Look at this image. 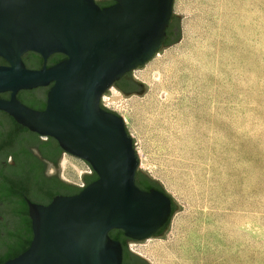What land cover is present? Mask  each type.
Masks as SVG:
<instances>
[{
    "label": "rangeland",
    "instance_id": "374dc122",
    "mask_svg": "<svg viewBox=\"0 0 264 264\" xmlns=\"http://www.w3.org/2000/svg\"><path fill=\"white\" fill-rule=\"evenodd\" d=\"M172 14L179 40L131 70L144 91L100 97L177 206L129 247L149 264H264V0H173ZM57 166L76 185L89 167L69 153Z\"/></svg>",
    "mask_w": 264,
    "mask_h": 264
},
{
    "label": "water",
    "instance_id": "95a60500",
    "mask_svg": "<svg viewBox=\"0 0 264 264\" xmlns=\"http://www.w3.org/2000/svg\"><path fill=\"white\" fill-rule=\"evenodd\" d=\"M172 1L114 0L100 7L95 0H0V57L7 62L0 64V93L9 92V98L0 97V110L54 138L97 176L78 193L55 195L47 204L27 199L29 247L2 264H122L121 244L110 230L142 240L168 221L173 200L162 190L136 184V173L147 175L137 169L132 138L124 119L102 107L100 97L124 76L130 89L123 94L144 91L130 73L166 46V28L174 17L179 26ZM28 51L42 57L40 68L26 67L22 55ZM54 53L66 57L46 66ZM47 86L41 110L16 97L19 90Z\"/></svg>",
    "mask_w": 264,
    "mask_h": 264
},
{
    "label": "trees",
    "instance_id": "16d2710c",
    "mask_svg": "<svg viewBox=\"0 0 264 264\" xmlns=\"http://www.w3.org/2000/svg\"><path fill=\"white\" fill-rule=\"evenodd\" d=\"M179 37H180V31H179V26H178V19L174 17L170 21V24L168 25V27L166 28V37L164 40V45L172 44L178 41ZM27 54L30 57L29 60H25L22 57L26 67H29L30 64L33 65L35 68H40L42 66L41 65L42 57L38 53L28 51ZM65 57L66 56L61 53L51 54L50 64L53 65L56 62L64 59ZM0 62H3V59L1 57H0ZM126 79L127 78H125V76L122 77L121 79L117 80L114 83V86H116L119 90L123 92H127L130 89L128 88L130 83ZM42 92H44L42 88H39V89L37 88V89L28 90L25 93H26V96L28 97V100L31 101L33 100L36 94H41ZM39 102H40V99H38V103ZM44 104H45V100L43 99L42 105L40 106V103H39V107L35 109H38V110L43 109ZM25 105L31 107L29 103ZM8 123H9V128L4 132L0 131V154L6 153L8 149L16 142V140H19V137L21 134H25V136L28 137L27 140L31 142V144L37 145L40 151V154L43 158L58 159L60 154L63 153V150L61 149L58 142L54 138L47 137V140L38 142L35 139V137H37L36 133L32 132L28 128L17 123L10 115L8 116ZM24 154L27 157L26 159H29L30 157L29 151L27 150ZM37 165H38V168H35L33 167L32 162L26 163V167H23L20 172L22 174L18 176L17 175L11 176L10 174H7L10 172H15V171H8L7 167H5L4 165H0V196L4 198L12 197L14 194H17L19 191V188H21L22 190L23 189L24 190L33 189V191H35L38 194L39 198L43 200H49L57 193H61L67 190L66 189L67 187L62 182L57 180L56 178H51V179L46 178L41 172V163L38 162ZM38 169H39V176H37V178L35 179L36 177L35 171ZM96 177L97 176H95V178ZM135 182L140 188L145 189V190H148L154 186L157 189L164 191V189L160 186L158 182H156L153 179L146 178L144 176L140 177L137 173L135 177ZM174 210H175V205L172 201L171 215L174 212ZM21 213H22L21 214L22 220L20 224H21V228L25 230V234H20V235L18 234L16 236L15 232L6 233L5 235L6 238L12 239V237L15 236L14 238L17 237L20 240L16 245L6 246V249L3 251V253L0 254V264H2L4 261L10 258H13L19 255L20 253H22L29 247L30 241L32 239V230L30 226V220L27 216L26 205H25V210H22ZM168 223H169V219L163 226L166 227ZM158 231L159 232L156 234H160L161 231L160 230ZM109 236L112 239L121 240V237L124 236V233L120 229H112L109 231ZM136 257L142 262H144L145 264V261L142 258H140L139 256H136ZM122 264H125L124 257L122 258Z\"/></svg>",
    "mask_w": 264,
    "mask_h": 264
},
{
    "label": "flooded vegetation",
    "instance_id": "af4514ba",
    "mask_svg": "<svg viewBox=\"0 0 264 264\" xmlns=\"http://www.w3.org/2000/svg\"><path fill=\"white\" fill-rule=\"evenodd\" d=\"M96 3L100 7L108 6L114 3V0H95ZM170 24V23H169ZM165 40V39H164ZM164 44V43H163ZM29 54V53H28ZM27 52H25L22 57L25 60H29ZM23 60V59H22ZM24 62V61H23ZM43 62V60H42ZM51 62V55L46 58V66H50ZM0 64H7V62L3 59V62H0ZM30 64V63H29ZM42 65V64H41ZM28 68H35L33 65L30 64ZM42 88L44 90V96L41 94H36L33 98V100L29 101L28 97L26 96V91L28 90H19L16 93V97L19 101H21L24 104H30L31 107L38 108L39 103L40 106L42 105L43 99L46 101V91L48 89L47 87H37ZM33 88V89H37ZM31 90V89H30ZM121 91V90H120ZM1 98H9V92H2L0 93ZM38 99H40V102L38 103ZM45 106V104H44ZM8 114L2 110H0V131L4 132L9 128V123H8ZM33 132V131H32ZM35 133V132H34ZM37 134V133H36ZM28 137L25 136V134H21L19 137V140H16V142L8 149L6 153L0 154V165H4L7 167L8 171H15V172H10L7 174L12 175H21L22 173L21 170L23 167H26V163L32 162L33 167L38 168V162L41 163V172L42 174L48 178H56L60 182H62L65 186L66 184L64 181L59 179V177L56 174H48L47 169L48 167H55L58 159H53V158H43L40 154V151L37 147L36 144H31L27 140ZM35 139L39 141H44L47 140V137L41 136L37 134V137ZM29 151L30 157L29 159H26V155L24 154L26 151ZM64 153V152H63ZM62 154V153H61ZM60 154V155H61ZM12 173V174H11ZM36 177L39 176V169L35 171ZM95 172H91L89 174L83 175L82 182L83 186L73 187L71 186L70 188H66L67 190L57 193L56 195H72L78 193L83 187H85L88 183L93 181L95 179ZM148 178L147 176H145ZM80 185V184H79ZM153 188H156L153 186ZM157 189V188H156ZM55 196V195H54ZM53 196V197H54ZM52 197V198H53ZM43 200L39 198L38 194L33 191V189L30 190H22L19 188V191L17 194H14L12 197L9 198H4L0 196V254L3 253V251L6 249L7 245H16L19 242V238H14L8 239L5 237L6 233L8 232H15L16 236L19 234H25V230L21 228V212L22 210H25V205H26V210H27V216L30 220V226H31V219L28 214V204L26 200L28 199L29 201L37 204H47L51 200ZM165 226H162L159 230L161 231L160 234H155L153 236H158L161 235V233L164 231ZM159 232V231H158ZM157 232V233H158ZM120 242L121 247H122V258L124 257V263L125 264H144L141 260H139L136 256L134 251L129 247V242L130 241H137L135 239L129 238L127 236L121 237V240L114 239ZM145 264H147L145 262Z\"/></svg>",
    "mask_w": 264,
    "mask_h": 264
},
{
    "label": "built area",
    "instance_id": "2783aa9c",
    "mask_svg": "<svg viewBox=\"0 0 264 264\" xmlns=\"http://www.w3.org/2000/svg\"><path fill=\"white\" fill-rule=\"evenodd\" d=\"M86 173H91V169H89V167L87 168V170H85ZM79 186H83V183H80Z\"/></svg>",
    "mask_w": 264,
    "mask_h": 264
},
{
    "label": "bare ground",
    "instance_id": "6f19581e",
    "mask_svg": "<svg viewBox=\"0 0 264 264\" xmlns=\"http://www.w3.org/2000/svg\"><path fill=\"white\" fill-rule=\"evenodd\" d=\"M156 76V75H155Z\"/></svg>",
    "mask_w": 264,
    "mask_h": 264
}]
</instances>
